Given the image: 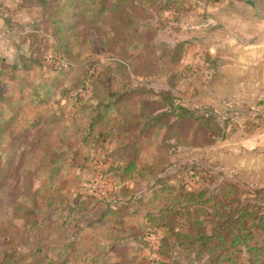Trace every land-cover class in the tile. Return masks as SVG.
Returning a JSON list of instances; mask_svg holds the SVG:
<instances>
[{"label":"rangeland","instance_id":"1","mask_svg":"<svg viewBox=\"0 0 264 264\" xmlns=\"http://www.w3.org/2000/svg\"><path fill=\"white\" fill-rule=\"evenodd\" d=\"M169 1L161 7L142 0L134 9L131 27L120 29L126 35L123 38L109 27V22H127L125 16L117 13L114 17L115 12L108 9L113 0H103L102 10L95 15L81 5V13L76 16L81 23L80 36L72 58L59 60L52 54L50 17L45 10L25 0H0V70L3 60L21 64L22 56L31 52L41 62L30 69L7 67L0 73V123H8L5 141L0 145V162L6 168L0 184V227H13L12 235L23 250L36 247L41 240L53 243L59 234H69L76 238V249L83 252L69 264L167 263L159 247L160 238L168 232L146 227V215L162 203L160 199L158 205L152 201L158 188L157 175L126 183L145 205L134 204L115 222L88 226L94 215H100L94 214L100 205L92 211V203L107 197L115 184L104 180L99 169L85 166L79 170L77 159L73 165L71 157L74 152L89 153L94 161L105 153L100 149L91 152L82 143L93 116L95 91L101 87L107 96L108 87L116 92H150L130 96L128 103L113 111L114 118L125 116L129 110L140 116L151 109L152 113L170 114L161 120L166 124L161 130L141 126L139 138L144 143L142 163L164 161L157 173L168 176L169 185L190 191L205 187L219 201L222 196L217 191L231 184L236 187L233 194L242 201L260 204L264 211V94L236 92L238 81L244 79L242 68L232 67L235 61L231 59L215 60L217 45L211 37L215 27L229 30L225 22L234 15H238L237 20L250 19L249 11L241 6H253V19L264 20V0ZM218 48L222 53L231 51L224 41ZM233 51L237 62H246L245 48ZM98 75L100 79L93 88L89 79ZM144 98L157 102V107L137 108L135 102ZM140 116L134 118L135 126L138 119L147 122V116ZM111 123L115 125L113 130L120 132L121 125ZM22 132L26 141L9 159L5 153L8 143ZM135 136L119 133L112 146L125 144ZM51 148L69 153L60 160L58 171L50 170L43 159ZM63 197L69 205L78 203L82 208L73 213H52L49 201ZM90 211L94 215L84 217ZM139 229L144 230L145 244L125 234ZM6 233L0 235V247ZM174 250L176 262L172 264H199L184 252V247Z\"/></svg>","mask_w":264,"mask_h":264},{"label":"trees","instance_id":"2","mask_svg":"<svg viewBox=\"0 0 264 264\" xmlns=\"http://www.w3.org/2000/svg\"><path fill=\"white\" fill-rule=\"evenodd\" d=\"M25 1L32 2L43 8L46 15L50 17L49 41L53 42V56L56 59L59 58V60L72 58L73 48L76 46L80 36L78 28L81 23L76 19V16L81 13V5L86 6L85 10L88 13L91 12L92 15L102 10L103 6V0H82V2L79 0ZM141 1L113 0V4L108 9L115 12L114 17H116L117 13H120L121 17L125 16L127 18V22H124L125 20L123 22L121 20L120 22H109V27L113 34H117L120 38L126 36L124 32H120V29L131 27L130 22H132L134 9L143 2H149V0ZM150 1L157 5H162L161 7L170 3L169 0ZM172 2L177 3L178 0H172ZM125 3L128 6H124ZM131 45L133 46V44ZM20 62L21 64H8L6 60H3L0 73H3L7 67L13 70L20 68L30 69L35 65L41 64L40 58L33 56L32 52L30 55H23ZM117 65L124 67L121 62H118ZM99 79L100 75L89 79L93 88H96L97 85L94 83ZM105 89L109 92L108 96L104 94V87L95 91L93 100L96 103L93 107V116L82 138V143L85 147H89V151L100 149L105 150V153L101 157L95 158L94 161L90 158L91 154L89 153L81 155L78 152H74L71 157L73 165L77 159L75 164L79 170L85 166H89L91 170L99 169L104 180L115 184L113 191L107 197L97 199L96 202L92 203L94 207L90 210L93 211L95 206L99 204L100 209L94 214L100 213V215L95 217L91 211L84 214V217L87 218L94 215L88 226L95 227L104 222H115L127 215V212L134 204L145 205L142 197L138 193H133L126 186V183L138 180V178L157 175L155 184H158V188L154 190L155 194L152 201L158 205L157 200L160 199L162 203L158 207L156 206V211L146 215V227L156 230L163 229V231L166 230L168 232V236L160 238L161 246L159 247L163 256L165 254L164 260L167 263L158 262L157 264H172L176 262L174 249L177 246L184 247V252L192 255L193 261H197L199 264H264V211L262 206L256 202L242 201L238 195L233 194V190L236 187L231 184H226L217 191L222 196V200L219 201L215 200L212 197L213 193L205 187L190 191L178 185H169L168 176H160L157 173L161 170V165L164 164V161L142 163L140 156L144 143L139 139L142 137L140 134L141 126L150 125L156 131L161 130L166 126V124L161 123V120L169 113L167 111L160 114L157 111L152 113V109L144 111L142 116H147L148 123L144 119V122L138 119V124L135 126L134 118L140 116V113H134L129 110L125 116L114 118L113 111L122 104L128 103L130 96L141 93L146 95L150 92L142 89L132 90L133 92L129 89H125L124 92H116L109 87ZM80 91L81 89L79 88L76 95ZM134 105L144 110L146 106L147 108L150 106L149 109L153 108L154 105L157 107V102L144 98L135 102ZM181 109L184 110V108ZM142 116H140L141 119ZM112 121L121 125L120 132L116 133L115 129L113 130L115 125L111 123ZM47 123L51 124L52 122ZM5 124L3 122L0 123V145L5 141L4 135L6 134L8 123L6 122ZM119 133L126 134L127 137L129 135L131 137L136 136L125 144L112 146L113 142L118 140L116 138ZM15 135L12 136L5 152L9 159L14 157V154L18 152V149L26 141L24 132L18 138ZM94 152L97 153V151ZM67 153V151L61 152L51 148L45 153L43 159L45 163L50 164V170L58 171L61 167L59 164L61 163L60 160H64L69 154ZM87 159H91L89 164H87ZM80 161H83V163H79ZM58 164L60 165L59 168ZM5 170L3 163L0 162V184ZM190 172L194 173L195 171ZM55 190L59 193L58 188L55 187ZM56 200L49 201L48 208L51 209L52 213L68 212L70 210L73 213L74 210L82 208V205L78 203L69 205V202L64 201V197L59 201ZM133 200L136 201L133 202ZM43 213L45 212L40 211V214ZM34 221L36 225H41L37 219H34ZM12 228L11 226L6 227V229L0 227V235L6 230L8 231L5 236L2 235L1 237L3 243L0 247V264H69L74 256L81 257L80 253H83L76 249V238H72V235L69 234H59L58 240L53 243H48L46 239L41 240L36 247L30 250H27L28 248L23 250L19 247L15 235H12ZM143 232L144 230L139 229L137 233L127 232L125 234H131L128 239H132L136 243L145 244L147 242H145ZM166 256L169 260H167Z\"/></svg>","mask_w":264,"mask_h":264},{"label":"crops","instance_id":"3","mask_svg":"<svg viewBox=\"0 0 264 264\" xmlns=\"http://www.w3.org/2000/svg\"><path fill=\"white\" fill-rule=\"evenodd\" d=\"M241 8L249 11L251 14L249 20H237L238 15H234L233 19L225 22L229 30H223V33L222 30H218L219 27H215L212 35L210 34L213 44L217 45L214 49V59L218 61H222L223 59H225L223 61H226V58L231 59V61H235L231 63L232 67L242 68L241 76L244 79L238 81L236 86L237 93L264 94V20L253 19L255 13L253 6L246 5L241 6ZM229 33L231 34L230 36L227 35ZM229 37L231 38L228 40L230 42H225ZM223 41L224 45L228 44L229 47L231 46L229 53H222L217 50ZM236 47L245 48V52H247L246 62H237V53L233 51ZM230 77L232 78V76Z\"/></svg>","mask_w":264,"mask_h":264}]
</instances>
